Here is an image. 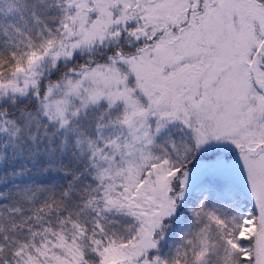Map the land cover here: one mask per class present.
I'll use <instances>...</instances> for the list:
<instances>
[{"label":"snow or ice","instance_id":"1","mask_svg":"<svg viewBox=\"0 0 264 264\" xmlns=\"http://www.w3.org/2000/svg\"><path fill=\"white\" fill-rule=\"evenodd\" d=\"M0 264H264V0H0Z\"/></svg>","mask_w":264,"mask_h":264}]
</instances>
